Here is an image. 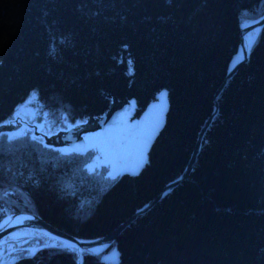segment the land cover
I'll list each match as a JSON object with an SVG mask.
<instances>
[{
    "label": "trees",
    "instance_id": "obj_1",
    "mask_svg": "<svg viewBox=\"0 0 264 264\" xmlns=\"http://www.w3.org/2000/svg\"><path fill=\"white\" fill-rule=\"evenodd\" d=\"M263 14L264 0H0V125L30 105L51 126L97 119L109 94L134 99L135 116L160 89L170 102L139 172L88 166L106 143L99 130L84 150L0 132V220L33 212L80 238L126 221L183 172L240 23ZM218 100L187 178L81 264H264V26ZM4 241L15 245L8 264H78L74 248L36 231Z\"/></svg>",
    "mask_w": 264,
    "mask_h": 264
},
{
    "label": "water",
    "instance_id": "obj_2",
    "mask_svg": "<svg viewBox=\"0 0 264 264\" xmlns=\"http://www.w3.org/2000/svg\"><path fill=\"white\" fill-rule=\"evenodd\" d=\"M263 26L264 14L240 23V41L237 52L231 58L225 79L215 92L213 112L204 122L198 133L195 148L189 161L183 172L176 179L168 182L154 198L138 208L133 215L119 224L110 233L94 238L74 236L48 223L33 212L20 211L8 213L0 220V244L4 242L7 236L12 235L19 229L25 228L50 238V246H55L56 242H59L62 246L74 248L78 256V264L82 263L83 251L88 254L106 251L113 244L115 238L131 222L154 207L159 200L169 194L180 181L187 178L191 173L200 152L203 138L218 112L220 104L218 100L219 96L240 66L249 60L252 44ZM246 33H253L250 40H247ZM107 97L111 99V102L108 110L100 118H88L84 122L72 125L67 130H59L54 137H57L59 134L68 135L70 136V140L64 141V143L73 149L83 150L86 142L82 134L99 130L104 141L115 152L116 164L118 166H125L133 163L135 170L139 172L148 162L149 151L166 125L170 107L168 90L165 88L158 90L155 99L150 101L138 116H135L137 104L134 99L129 96L118 99L115 94H109ZM6 126L7 124L5 123L1 124L0 132H3ZM45 140V143L52 145L47 142V138ZM0 264H3L2 260H0Z\"/></svg>",
    "mask_w": 264,
    "mask_h": 264
},
{
    "label": "rangeland",
    "instance_id": "obj_3",
    "mask_svg": "<svg viewBox=\"0 0 264 264\" xmlns=\"http://www.w3.org/2000/svg\"><path fill=\"white\" fill-rule=\"evenodd\" d=\"M37 112L39 111L34 105H30L28 107L21 106L19 111L15 112L14 116L10 120L4 122L5 124H7V126L3 132H6L9 136H16L26 133L31 134L34 132L35 135L43 141H46L45 138H47V142L55 147H58L60 149H73L69 145L64 143V141L66 142L70 140V136L59 134L57 137H54V135L57 134L59 130H67L71 128L72 125L79 124V122L71 123L63 121L62 125L51 126L54 118H51V116L44 111H40L41 119L37 120ZM89 134H87V136L85 137V141L89 140ZM107 145V143L96 144V156L93 158L91 163L88 164V166L90 167L91 165V167H99L100 165H105L109 167L108 174L114 176L121 172L123 166H118L116 164L115 152L111 148H107ZM131 164L133 163H130V165ZM31 233L32 230L22 228L14 232L12 235H10V237L13 240H16L17 244H23V242H26V240L29 239ZM13 242L14 241H4L2 244H0V260L3 259V264H8L14 259V257L10 255L14 250L13 247H15ZM25 248H30L31 253L34 252L35 246H26Z\"/></svg>",
    "mask_w": 264,
    "mask_h": 264
},
{
    "label": "bare ground",
    "instance_id": "obj_4",
    "mask_svg": "<svg viewBox=\"0 0 264 264\" xmlns=\"http://www.w3.org/2000/svg\"><path fill=\"white\" fill-rule=\"evenodd\" d=\"M245 36H246L247 40H250L252 38V36H253V33H246Z\"/></svg>",
    "mask_w": 264,
    "mask_h": 264
},
{
    "label": "flooded vegetation",
    "instance_id": "obj_5",
    "mask_svg": "<svg viewBox=\"0 0 264 264\" xmlns=\"http://www.w3.org/2000/svg\"><path fill=\"white\" fill-rule=\"evenodd\" d=\"M82 122H84V121H82ZM79 123H81V122H79ZM63 130V129H62ZM87 134H89V133H84V134H82V136L84 137V139H85V137L87 136Z\"/></svg>",
    "mask_w": 264,
    "mask_h": 264
},
{
    "label": "built area",
    "instance_id": "obj_6",
    "mask_svg": "<svg viewBox=\"0 0 264 264\" xmlns=\"http://www.w3.org/2000/svg\"><path fill=\"white\" fill-rule=\"evenodd\" d=\"M28 249H30V248H28ZM36 248H34V250H35ZM31 250V249H30Z\"/></svg>",
    "mask_w": 264,
    "mask_h": 264
}]
</instances>
